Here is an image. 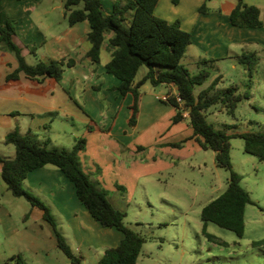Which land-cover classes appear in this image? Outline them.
<instances>
[{
	"label": "crops",
	"instance_id": "0c3cea01",
	"mask_svg": "<svg viewBox=\"0 0 264 264\" xmlns=\"http://www.w3.org/2000/svg\"><path fill=\"white\" fill-rule=\"evenodd\" d=\"M239 1L158 0L155 14L170 23L179 21L181 27L191 33L192 44L186 53L194 49L201 57L210 58L204 61L213 63L233 58L239 60L242 56L264 51V26L240 28L232 25L230 16ZM242 1L260 8L264 22V0ZM116 2L102 0L106 14L113 12ZM45 4L50 8L44 12L46 17L41 18V8ZM204 4L208 11L201 12ZM60 8L63 27L55 31V21L49 16ZM9 20L15 24L14 40L22 48L25 59L28 55L33 56L35 63L73 59L76 64L64 70L60 82L50 78L32 81L23 73L19 80L9 82L7 77L18 68V61L11 54L0 51V127L5 129L4 136L13 128L23 133L25 127H21L19 119L30 116L28 131L23 134L32 135L39 145L72 151L78 139H73V148H59L56 135L60 131L54 129H57L58 120L66 128L74 127V122L78 121L81 137L87 141L86 148L78 154L83 171L108 192L116 209L126 211V195H130L129 186L138 174V156L146 151L140 139L152 137L159 148H170L176 143L170 138L180 136L175 127L189 120L185 118L174 123L177 110L163 101L164 96L176 94L177 87L166 84L151 87L149 82L145 83L141 88L137 124L131 127L128 121L134 98L132 94L123 96L118 90L121 81L106 71L112 58L108 44L102 48L100 62L94 63L88 57L91 49L89 21L69 25L63 0L58 4L51 0H2L1 21ZM104 53L108 55L105 60ZM140 71L135 84L144 78L148 68L141 76ZM74 90L78 91L76 95ZM186 138L201 148L194 138L193 128ZM8 151L9 157L15 156L16 150ZM1 174L2 165L0 263L20 264L31 255L41 258V264H45L53 252L61 249V235L72 254L82 257L84 264H98L107 249L115 248L123 241L122 231L103 226L92 216L78 198L74 183L60 169L50 165L41 167L30 172L24 181L25 189L50 209L56 229L45 219L43 209L32 206L24 197H15L7 185L2 184L5 182ZM9 192L17 200L11 198ZM21 199H26L28 204Z\"/></svg>",
	"mask_w": 264,
	"mask_h": 264
},
{
	"label": "trees",
	"instance_id": "16d2710c",
	"mask_svg": "<svg viewBox=\"0 0 264 264\" xmlns=\"http://www.w3.org/2000/svg\"><path fill=\"white\" fill-rule=\"evenodd\" d=\"M63 1L69 25L89 21L91 32L88 34V39L91 49L88 57L94 63L100 62L102 48L105 43L108 44L112 58L106 65V71L121 81L118 90L123 96L132 94L134 98L128 121L131 127L137 124L141 88L145 83L149 82L154 87L161 84L177 87V93L172 94L167 102L177 110L173 122H181L187 118L185 116L187 113L195 140L202 149L216 153L217 167L230 172L226 191L202 209L204 233L210 240H216L206 231L207 224L214 223L242 238L246 228V208L253 204V201L249 192L241 185V176L233 168L231 140L243 139L245 152L264 161V131L228 132V128L216 129L208 120L209 110L217 105L224 106L228 113L234 114L237 104L242 99L238 88L230 87L225 91L216 92L214 86L221 79L217 77L211 88L200 89L209 79L210 73L201 71L193 74L182 63L187 49L192 44V35L181 27L179 21L170 23L155 14L158 0H126L125 5L116 2L113 12L109 15L104 11L102 0ZM1 2L2 0H0V51L14 54L18 61V68L8 75L7 81L19 80L21 73L32 81L42 82L46 78L54 82L61 81L64 65L72 67L76 61L72 59L65 63L61 59L29 64L22 54V49L14 40L16 35L14 22L1 21ZM129 10H132V15L127 18L125 14ZM200 10L208 11L206 4ZM230 20L233 26L240 28L264 26L260 8L247 5L242 0L231 13ZM207 62L209 61L205 60L203 63ZM239 63L247 64L252 74L259 63V58L253 53L240 57ZM143 66L148 68V72L135 84V79ZM176 95L182 102L177 101ZM5 142L15 146L16 154L14 157L0 154L1 176L15 197H24L32 206L43 209L45 219L56 229V220L50 209L25 189L24 181L30 172L38 168L50 165L60 169L74 183L78 198L92 216L103 226L115 227L124 233L121 244L107 249L98 264H137L147 239L127 226L126 213L116 209L109 200L108 192L83 171L78 154L86 148L85 138L78 139L72 151H65L39 145L29 135L15 129L5 136ZM258 244L259 242L254 243V245ZM59 247L72 264H84L82 257L72 254L61 235H59ZM0 264H8V262Z\"/></svg>",
	"mask_w": 264,
	"mask_h": 264
},
{
	"label": "rangeland",
	"instance_id": "374dc122",
	"mask_svg": "<svg viewBox=\"0 0 264 264\" xmlns=\"http://www.w3.org/2000/svg\"><path fill=\"white\" fill-rule=\"evenodd\" d=\"M51 1L56 4L60 2ZM115 1L122 5L127 2ZM49 8L50 5L42 6L41 18L46 17L44 12ZM125 15L129 18L132 10ZM49 17L55 21V31L62 29L61 8ZM2 52L16 59L12 53ZM257 55L259 63L252 74L248 65L239 63L237 58L203 63L204 59L210 58L201 57L194 49L184 56L182 63L193 74L201 71L210 73L200 89L211 88L214 80L220 77L219 83L214 86L216 92L237 87L242 95L234 114L228 113L227 108L221 105L209 110L208 120L216 129L228 128V132L238 133L264 131V51H259ZM107 56L104 53L103 59ZM26 60L31 65L36 64L33 56L28 55ZM67 67L65 64L64 70ZM144 70L147 67L143 66L139 76ZM149 86L152 87L151 84ZM77 93L74 90V94ZM64 96L70 98L69 95ZM186 116L188 118V114ZM30 122V116L19 119L21 127H25L22 128L23 133H27ZM74 123V127L66 128L60 120L56 122L57 129L54 130L60 131L56 135L59 148H73V139L82 138L80 123ZM175 128L180 136L170 138L176 142L170 148H159L152 137L140 139L146 151L138 156V174L132 186H129L131 192L126 195L128 202L124 211L127 226L147 239L137 264H264V161L245 152L243 139L231 140L233 168L241 176V185L249 192L253 204L248 205L245 212L246 228L242 238L214 223H208L207 233L216 238L210 240L204 233L202 209L226 191L230 172L217 167L214 151L201 149L195 141L186 138L192 133L190 120ZM4 135L5 129L0 127V154L9 157L8 150L16 148L5 142ZM29 136L36 141L32 135ZM48 147L52 148V145ZM9 196L17 200L10 192ZM21 200L28 204L26 199ZM256 242L259 244L254 245ZM24 261L27 264H41V258L31 255H27ZM67 261L72 264L64 251L59 249L52 253L45 264H65Z\"/></svg>",
	"mask_w": 264,
	"mask_h": 264
},
{
	"label": "built area",
	"instance_id": "2783aa9c",
	"mask_svg": "<svg viewBox=\"0 0 264 264\" xmlns=\"http://www.w3.org/2000/svg\"><path fill=\"white\" fill-rule=\"evenodd\" d=\"M171 95H172V94H168V95L164 96V97H163V101L167 103V102L169 101ZM176 96H177V101H178V102H182L181 98H180L178 95H176Z\"/></svg>",
	"mask_w": 264,
	"mask_h": 264
}]
</instances>
